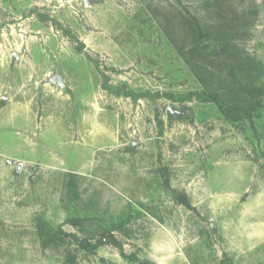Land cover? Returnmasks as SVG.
Segmentation results:
<instances>
[{"label": "rangeland", "instance_id": "374dc122", "mask_svg": "<svg viewBox=\"0 0 264 264\" xmlns=\"http://www.w3.org/2000/svg\"><path fill=\"white\" fill-rule=\"evenodd\" d=\"M0 264H264V0H0Z\"/></svg>", "mask_w": 264, "mask_h": 264}, {"label": "trees", "instance_id": "16d2710c", "mask_svg": "<svg viewBox=\"0 0 264 264\" xmlns=\"http://www.w3.org/2000/svg\"><path fill=\"white\" fill-rule=\"evenodd\" d=\"M203 39H199L198 40V45L197 47L199 49H204V45H202L203 43ZM194 70V66L192 67ZM191 94H194L197 96L198 99L200 100H205V101H214L220 108L221 110L224 112V113H231L235 110H243L245 112L248 111V109H246L245 107H242L241 105H236V106H229L227 105L226 103H224L221 99H220V96L218 95V93H207L205 91H202V92H192L189 94V96H191ZM253 104H251L252 106ZM181 202L184 203V204H187L188 205V202L185 201V197L184 196H181ZM37 226L39 228V231L42 232L43 228H44V223L42 220H38L37 221ZM111 240L115 241L114 237L112 236L111 237ZM104 242V238H100L96 241V243L94 245H91V243L88 241V240H82V241H79L80 245L83 247V248H86V249H93L97 246H99L100 244H102ZM129 259L131 260H136L137 257L135 254H131L128 256Z\"/></svg>", "mask_w": 264, "mask_h": 264}, {"label": "built area", "instance_id": "2783aa9c", "mask_svg": "<svg viewBox=\"0 0 264 264\" xmlns=\"http://www.w3.org/2000/svg\"><path fill=\"white\" fill-rule=\"evenodd\" d=\"M5 163L17 173L25 171L29 164L28 161L24 159H20V158H15V157H6Z\"/></svg>", "mask_w": 264, "mask_h": 264}, {"label": "water", "instance_id": "95a60500", "mask_svg": "<svg viewBox=\"0 0 264 264\" xmlns=\"http://www.w3.org/2000/svg\"><path fill=\"white\" fill-rule=\"evenodd\" d=\"M95 0H84L85 4H90L91 2H93ZM51 81L55 82V83H58V84H62V81H61V77L59 75H54L52 78H51ZM168 110H172L171 107H168ZM107 240V238H105V241Z\"/></svg>", "mask_w": 264, "mask_h": 264}]
</instances>
